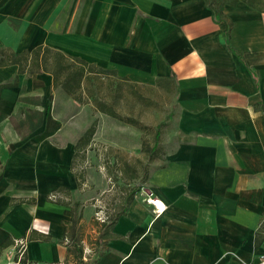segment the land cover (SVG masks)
I'll use <instances>...</instances> for the list:
<instances>
[{
    "label": "crops",
    "instance_id": "crops-1",
    "mask_svg": "<svg viewBox=\"0 0 264 264\" xmlns=\"http://www.w3.org/2000/svg\"><path fill=\"white\" fill-rule=\"evenodd\" d=\"M223 14L216 20L203 0H0V49L49 46L135 82L172 87L176 102L159 156L121 159L99 177L88 166L97 133L76 155L87 129L79 135L50 108L52 75L0 67V84L19 79L0 93V264L20 241L28 264H74L68 226L75 218L83 264L257 261L264 251V12L238 3ZM107 183L124 191L111 213L121 214L100 239V205L85 201L93 188L112 194ZM150 196L164 203L162 214Z\"/></svg>",
    "mask_w": 264,
    "mask_h": 264
},
{
    "label": "rangeland",
    "instance_id": "rangeland-1",
    "mask_svg": "<svg viewBox=\"0 0 264 264\" xmlns=\"http://www.w3.org/2000/svg\"><path fill=\"white\" fill-rule=\"evenodd\" d=\"M109 70L112 73L102 74L99 79L85 82L82 101H75L62 89L57 88L56 101L50 105L53 112L60 115L64 122L74 124L79 135L82 130L89 128L94 120H98L96 139L89 148L93 158L88 166L95 176L99 177L107 172L105 167L116 165L121 159H127L129 164L139 159L145 160L147 155L142 149L155 145L154 134L158 129L159 143L164 140L176 115L172 87L135 82L128 76L121 75L115 68ZM95 99L112 104L121 116L131 118L132 124L99 111ZM109 172L112 173V170L109 169ZM107 185L112 194H103L101 188H93L94 196L85 202L89 205H100L98 208L109 216L114 209L119 208L120 192L124 189L114 187L112 183Z\"/></svg>",
    "mask_w": 264,
    "mask_h": 264
},
{
    "label": "trees",
    "instance_id": "trees-1",
    "mask_svg": "<svg viewBox=\"0 0 264 264\" xmlns=\"http://www.w3.org/2000/svg\"><path fill=\"white\" fill-rule=\"evenodd\" d=\"M206 7L211 11L212 16L216 20H221L225 18L223 14V7L236 6L238 3H243L251 9L256 11L264 12V0H203ZM228 32L231 28V23L229 22ZM228 45V42H226ZM229 46V45H228ZM231 49V48H230ZM7 65H18L19 74L33 75L35 73H49L52 75L53 87L54 89L60 88L66 94H68L75 101H82L84 95V84L85 82H90L95 79H99L102 74L112 73L111 70L105 69L97 66L94 63H91L81 57L70 56L65 52L51 48L49 46L40 45L35 47L32 50H25L21 53H16L15 51L7 48L0 49V67ZM18 76L13 82L0 84V93L4 87H13L17 86ZM52 100V96H51ZM96 105L98 106L99 111L126 121V123L132 124L131 118H124L121 116L114 108L112 104H108L104 101L97 100ZM98 129V120L90 125L89 128L83 133L76 145V155H84L86 149L91 145L95 134ZM160 139V130H156L154 134L155 145L150 148L148 146L144 147L143 152L149 156V159H153L161 154V146L159 143ZM81 176V173L79 174ZM134 192H131L128 196L125 197V204H128ZM73 215V212L69 214ZM124 213V211L122 212ZM120 212L111 214L108 216L106 222H104L105 231L100 236L108 235L107 231L116 223ZM78 219H73V222L68 226V235L70 236L69 245V257L71 256L74 259V264H83V255H84V245L80 241L81 237L78 236L74 239V233L76 231V224ZM74 239V240H73ZM99 242V239H98ZM10 242H6L4 246L9 245Z\"/></svg>",
    "mask_w": 264,
    "mask_h": 264
},
{
    "label": "built area",
    "instance_id": "built-area-1",
    "mask_svg": "<svg viewBox=\"0 0 264 264\" xmlns=\"http://www.w3.org/2000/svg\"><path fill=\"white\" fill-rule=\"evenodd\" d=\"M147 202L153 206V212L155 215H160L164 212L165 205L161 200L150 196L147 198ZM96 218L98 221L103 223V222L107 221L108 216L103 214V210L100 209L96 213ZM24 244L25 243L23 241H20L18 243V245H19L18 248L17 249L15 248V251L12 252V255L9 257L6 264H28L27 262H25L23 260L24 255H25V245ZM38 264H57V263L43 262V263H38ZM251 264H264V251L259 255L257 261H255Z\"/></svg>",
    "mask_w": 264,
    "mask_h": 264
}]
</instances>
